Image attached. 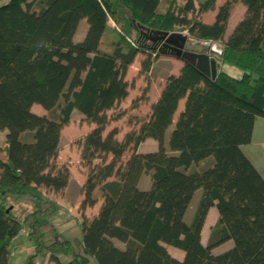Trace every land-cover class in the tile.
I'll return each mask as SVG.
<instances>
[{
	"label": "trees",
	"instance_id": "obj_1",
	"mask_svg": "<svg viewBox=\"0 0 264 264\" xmlns=\"http://www.w3.org/2000/svg\"><path fill=\"white\" fill-rule=\"evenodd\" d=\"M218 1L8 0L0 7V264H10V245L24 232L34 242L27 264H264V178L242 149L264 119V0ZM238 6L243 15L226 35ZM208 13L211 24L202 20ZM99 24L105 32L91 53ZM155 33L218 43L222 62L242 77L220 71L212 81L181 60L176 75L156 76L154 68L152 81L164 80L159 98L147 115L129 114L149 104L146 79L122 108L135 56H160ZM74 115L93 125L73 144L86 176L78 211L84 219L100 206L70 240L53 224L60 204L49 193L61 196L71 178L57 158ZM124 117L120 139L110 124ZM147 141L155 147L141 149ZM199 192L193 216L174 226L177 203ZM8 196L29 197L35 208L20 221ZM213 207L220 219L203 244Z\"/></svg>",
	"mask_w": 264,
	"mask_h": 264
},
{
	"label": "crops",
	"instance_id": "obj_2",
	"mask_svg": "<svg viewBox=\"0 0 264 264\" xmlns=\"http://www.w3.org/2000/svg\"><path fill=\"white\" fill-rule=\"evenodd\" d=\"M223 1L224 0H219L218 4L223 3ZM243 12H244L243 7H241V6L236 7L231 13L227 27L233 29L236 22L242 17ZM214 18H215V13H208V14L203 15L202 20L205 23L211 24L214 22ZM108 25H109V23H108ZM105 27H106L105 24H99L95 28L94 32L92 33L91 38H90V42H89V49H90L91 53H95L97 51L98 46L100 44V40H101V38L105 32ZM263 27H264V22H263ZM87 28H88L87 24L85 22H83L79 28L81 33H80V35L78 33L77 37L81 38L83 36V33L87 30ZM98 30L101 34L100 36H97ZM177 60L178 59H172L169 56H162V55L158 56V58H156L154 60V59H150V57L148 55H145L142 53L137 54L135 56L132 64H131V66L129 67V70H128L127 76H126L127 81L129 82V84L132 86V89H134V90L133 91H132V89L130 90L129 98L125 102V104L123 105L122 108H124V109L129 108L131 102L139 96L142 89L147 84L146 83L147 81L145 80V76H144V75H147V74H145L146 71L147 72L149 71V73H150L152 71V69L155 68V69H157V73H158L156 76L161 74L162 77H164L166 73L176 75L183 65V63L180 60H178V61ZM218 65H219V72L221 71V72H223V73L227 74L228 76L235 78V79H240L242 77V72L239 71L238 69H236V68H234L228 64H225L222 61L218 62ZM156 76L154 77V80L151 82H152V84L154 82H157L159 89L161 90V87L164 84V80L161 77H156ZM133 94H135V95H133ZM159 96H160V92L157 93L156 95H153V92L150 90L149 94H148L149 104L139 103L136 106V108L134 110H132L129 114L138 115V116L147 115L149 113L150 105L153 102L157 101ZM183 105H184L183 102L180 103L178 113L183 110ZM36 114H39V115L44 114V110L41 109L40 112L38 111V112H36ZM79 120H80V118H79ZM118 122H123V124L125 123L124 124V126H125L124 131L118 136L121 139L123 134L125 133V131H127L126 117H124L121 120H118L117 122H112L110 125H113L115 127V125ZM82 123L84 124V126H86L87 129L81 134L80 137L85 135L87 132H89L93 128V125H89L85 122H82ZM263 124H264L263 118H258L256 120L255 126H254L252 141L249 145L243 146L242 149H243L244 153L247 155V157L250 159V161L259 170V172L261 173V175L264 178V170L262 171L264 159L261 160L257 166L256 163L252 161V159L249 157V155L245 151L246 149L249 152H250V150L253 151V149L256 148V145L259 144V142H257V140H255V138H256V134L259 132L258 130L261 129L260 127L258 128V126H262L261 130L264 131V125ZM63 131H64V129H63ZM63 131H62V137H63ZM146 143H148L150 145L151 149H153L155 147V145L152 141H147ZM262 143L264 144V138L262 140ZM67 145H68V143L64 142L63 138H61V148L62 149L60 148L58 158H57V164H58V166H62L63 164H66V163L69 164V168H70V172H71L70 181H69L68 186L66 187L64 193L61 196L56 195L54 193H49V196L52 199L56 200L60 204V211H59L58 215L62 216L64 214V212L66 215H68L67 210H62V207L64 209H67L65 207V205H66L67 207H70L71 210L73 207V210H72L73 214L70 213L69 210L68 211H69L70 215H72L74 218H76L78 220L79 224H81L82 221H85L86 223H90L96 218L97 211L99 209L100 204H97V206L94 207L93 209H89L86 212L84 219L80 216L78 208H79L81 201L83 200L82 186H83L84 182L86 181L85 170L80 168V166H79V152H78V150L74 146H72V144H71L72 149H69L68 151H66L65 147ZM262 147L264 148V145ZM127 156L128 155H126L125 157H127ZM141 184L143 186L145 183L142 182ZM62 199H64V200H62ZM183 200L188 201L185 199H183ZM176 216H177V207L175 208V211H174L173 225H174ZM219 219H220V214H219L218 210L216 209V207L211 208L207 214L206 221H205V224H204V227L202 230V242H203V244L208 243V240H209V237L211 234L210 233L211 229L217 224ZM230 244H232V242H230ZM173 250H174L173 253L171 251H169L170 254L174 258H176L177 260H182L184 257L183 252L176 250V249H173ZM45 264H54V263L45 262Z\"/></svg>",
	"mask_w": 264,
	"mask_h": 264
},
{
	"label": "rangeland",
	"instance_id": "obj_3",
	"mask_svg": "<svg viewBox=\"0 0 264 264\" xmlns=\"http://www.w3.org/2000/svg\"><path fill=\"white\" fill-rule=\"evenodd\" d=\"M7 2H8L7 0H0V7L3 6L4 4H6ZM231 30H232L231 28H227V31H226L227 35L231 32ZM100 35L101 34L98 30L97 36H100ZM171 58L177 59L174 57H171ZM145 74H147V78H145V80L148 79V80L152 81L153 78H150L151 74L149 73V71L148 72L146 71ZM144 76L146 77V75H144ZM133 90L134 89H132V91ZM151 91L153 92V95H156L157 93L160 92V89H159L157 82H154L153 84L151 83ZM133 95H135V94H133ZM41 109L42 108L40 106L35 105L33 107V112H35V113L38 111L40 112ZM115 122H117V121H115ZM124 124H123V122H118L115 125V128L120 129V134L125 129ZM112 127H114V126L110 125V128H112ZM259 127L262 129V126H258V128ZM86 129L87 128H86V126H84L81 119L79 120V116L74 115L73 120L70 122L69 125L64 127V131H63V137H62L63 141L68 143V145H69V146L67 145L65 147L66 151H68L69 149H72V146L75 143V141H77V139H79L81 134ZM261 129H259L258 130L259 132L256 134L255 140H257V142H259V144L256 145V148H254L253 151L250 150V152L247 151V149L245 150L246 153L249 155V157L252 159V161L256 163L257 166H258V163L264 159V148L262 147L264 145L262 143V140L264 138V131ZM5 133H6V131H4V132L0 131V141L3 140V137H4L3 135H5ZM71 144H72V146H71ZM149 146L150 145L148 143H145L142 145L141 149L149 148ZM263 170H264V162H263L262 171ZM200 198H201V193L199 192V193L195 194L192 199H185L188 201L190 200L189 202L184 201L182 199L177 203V205H176L177 216H176L175 222H174L175 226L178 225L180 222H182V220L183 221L186 219L189 220L193 216V214L195 213L196 207L198 206V202H199ZM62 200H64V199H62ZM6 205L9 208H12L14 216L20 221H23L24 217L28 213L32 212L35 208V204L33 203V201L29 197L15 199L14 197L8 196L6 198ZM65 207L67 209H64L62 207V210H67L68 215H66L65 212L62 216L57 214L54 217L53 224L58 229V233H60L63 237H65L67 239L71 240V239H74L77 237H81V224H79V222L76 218H74L72 215H70V213H72L73 207H72V210L70 207H67L66 205H65ZM68 210L70 211V213ZM51 239H52V236L49 234V232H47L46 242H49ZM10 249H11L10 264H27L29 257L33 254V251H34V242L29 238L28 234H25V232H24L12 241V243L10 245ZM169 251H171L173 253L174 250L172 248H169ZM45 262H48V261L45 260ZM45 262L43 264H45Z\"/></svg>",
	"mask_w": 264,
	"mask_h": 264
},
{
	"label": "water",
	"instance_id": "obj_4",
	"mask_svg": "<svg viewBox=\"0 0 264 264\" xmlns=\"http://www.w3.org/2000/svg\"><path fill=\"white\" fill-rule=\"evenodd\" d=\"M153 42H161L160 55L177 58L215 81L219 72L218 62L223 60V48L215 42H201L178 34L155 33Z\"/></svg>",
	"mask_w": 264,
	"mask_h": 264
}]
</instances>
